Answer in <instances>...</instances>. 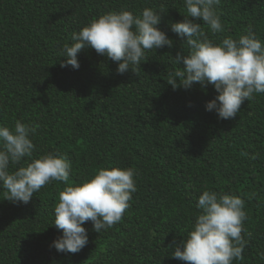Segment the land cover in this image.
<instances>
[{"label":"trees","instance_id":"16d2710c","mask_svg":"<svg viewBox=\"0 0 264 264\" xmlns=\"http://www.w3.org/2000/svg\"><path fill=\"white\" fill-rule=\"evenodd\" d=\"M145 10L163 17L158 30L173 47L147 52L140 71L119 75L118 64L91 49L78 54L79 70L61 68L74 34L105 15L141 18ZM216 11L221 34L194 21L215 46L248 29L264 46V0H221ZM189 19L185 0H0V128L38 126L32 158L9 172L49 155L71 165L68 185L53 182L27 205L7 201L0 183V264H183L173 254L203 214L205 191L245 204L246 247L233 264H264V94L225 121L206 110L218 96L213 87L168 86L183 69L177 54L190 51L171 26ZM114 169L135 173L122 222L100 233L86 223L88 245L58 253L59 193Z\"/></svg>","mask_w":264,"mask_h":264},{"label":"clouds","instance_id":"9594fccd","mask_svg":"<svg viewBox=\"0 0 264 264\" xmlns=\"http://www.w3.org/2000/svg\"><path fill=\"white\" fill-rule=\"evenodd\" d=\"M185 3L190 19L173 24L171 31L190 51L187 57L182 52L177 54L174 62L183 64V69L169 75L168 86L174 91L180 87L189 90L193 85L213 87L218 96L206 110L216 111L221 120H233L245 101L264 94V46L252 29L238 42L229 38L215 46L207 31L194 21H202L213 36L223 33L216 11L221 0H185ZM162 18L151 10L143 11L141 18L129 12L105 15L73 35L77 43L72 47L65 45L63 53L67 59L60 66L79 70L78 54L91 49L118 64L119 75L132 71L130 66L140 71L147 52L173 47V42L158 30ZM37 128L20 122L14 132L0 128V183L8 193L6 200L14 204H29L34 194L53 182L69 184L71 165L66 158L49 155L14 174L9 172L11 165L18 166L32 158L35 148L29 137L35 135ZM134 175L131 170H101L90 182L68 186L60 192L54 227L62 232L63 238L54 243L55 250L79 254L89 243L82 227L86 223H91L96 233L121 223L132 194L137 191ZM244 207L242 199L205 191L198 200L203 214L197 218L187 241L175 248L172 259L183 264H233L234 260H242L246 247L242 238L247 219Z\"/></svg>","mask_w":264,"mask_h":264}]
</instances>
